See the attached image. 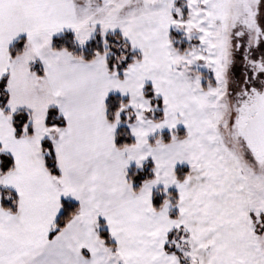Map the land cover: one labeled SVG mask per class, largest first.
Masks as SVG:
<instances>
[{
  "label": "snow or ice",
  "instance_id": "snow-or-ice-1",
  "mask_svg": "<svg viewBox=\"0 0 264 264\" xmlns=\"http://www.w3.org/2000/svg\"><path fill=\"white\" fill-rule=\"evenodd\" d=\"M0 264H264V0H0Z\"/></svg>",
  "mask_w": 264,
  "mask_h": 264
}]
</instances>
